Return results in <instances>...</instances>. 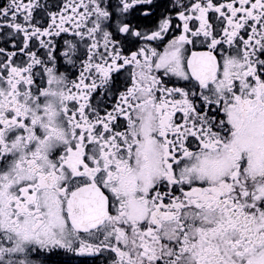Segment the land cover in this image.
Instances as JSON below:
<instances>
[{"label":"flooded vegetation","instance_id":"af4514ba","mask_svg":"<svg viewBox=\"0 0 264 264\" xmlns=\"http://www.w3.org/2000/svg\"><path fill=\"white\" fill-rule=\"evenodd\" d=\"M0 264H264V0H0Z\"/></svg>","mask_w":264,"mask_h":264}]
</instances>
